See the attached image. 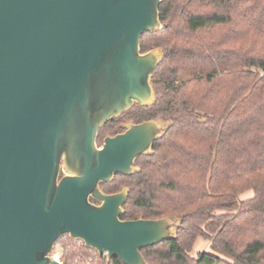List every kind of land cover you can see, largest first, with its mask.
Here are the masks:
<instances>
[{
	"label": "water",
	"instance_id": "water-1",
	"mask_svg": "<svg viewBox=\"0 0 264 264\" xmlns=\"http://www.w3.org/2000/svg\"><path fill=\"white\" fill-rule=\"evenodd\" d=\"M161 0H0V264H65L64 235L107 260L148 264L141 249L175 237L181 217L120 218L129 188L100 183L134 164L171 126L156 118L96 136L134 104L155 100Z\"/></svg>",
	"mask_w": 264,
	"mask_h": 264
},
{
	"label": "trees",
	"instance_id": "trees-1",
	"mask_svg": "<svg viewBox=\"0 0 264 264\" xmlns=\"http://www.w3.org/2000/svg\"><path fill=\"white\" fill-rule=\"evenodd\" d=\"M158 10L162 28L140 39L141 52H164L155 100L107 121L96 143L129 121L172 124L138 171L100 187L129 188L121 219L181 217L175 237L140 250L148 264H264V0H161ZM198 239L208 248L193 256ZM75 256L65 264H81Z\"/></svg>",
	"mask_w": 264,
	"mask_h": 264
},
{
	"label": "built area",
	"instance_id": "built-area-1",
	"mask_svg": "<svg viewBox=\"0 0 264 264\" xmlns=\"http://www.w3.org/2000/svg\"><path fill=\"white\" fill-rule=\"evenodd\" d=\"M69 250L76 252V256L73 259L74 263L92 264L94 258L99 255L94 248L85 246L81 239L65 238V235L56 241L50 254L55 261L60 263L65 260L64 255ZM101 256L105 257L104 255Z\"/></svg>",
	"mask_w": 264,
	"mask_h": 264
},
{
	"label": "rangeland",
	"instance_id": "rangeland-1",
	"mask_svg": "<svg viewBox=\"0 0 264 264\" xmlns=\"http://www.w3.org/2000/svg\"><path fill=\"white\" fill-rule=\"evenodd\" d=\"M251 196H252V192L246 191L239 196V199H246V198H249ZM207 248H208V243L206 242V240L198 239L195 246L193 247V250L191 251V254L193 256H195L198 252H200L202 250H206Z\"/></svg>",
	"mask_w": 264,
	"mask_h": 264
}]
</instances>
